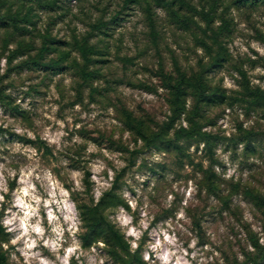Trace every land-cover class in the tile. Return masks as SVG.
Here are the masks:
<instances>
[{
  "label": "rangeland",
  "instance_id": "1",
  "mask_svg": "<svg viewBox=\"0 0 264 264\" xmlns=\"http://www.w3.org/2000/svg\"><path fill=\"white\" fill-rule=\"evenodd\" d=\"M1 253L264 264V0H0Z\"/></svg>",
  "mask_w": 264,
  "mask_h": 264
},
{
  "label": "trees",
  "instance_id": "2",
  "mask_svg": "<svg viewBox=\"0 0 264 264\" xmlns=\"http://www.w3.org/2000/svg\"><path fill=\"white\" fill-rule=\"evenodd\" d=\"M183 93L182 87L178 84L172 86V103H173V108L174 110L179 109V95ZM166 126H169V124H164ZM109 231L112 233L114 238L121 243V236L110 226L108 225ZM4 255L1 253L0 254V264H4Z\"/></svg>",
  "mask_w": 264,
  "mask_h": 264
}]
</instances>
